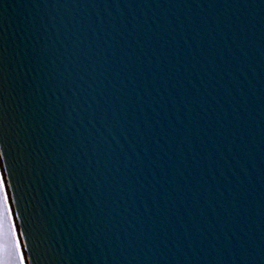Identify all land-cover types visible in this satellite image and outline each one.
Here are the masks:
<instances>
[{"label": "water", "instance_id": "obj_1", "mask_svg": "<svg viewBox=\"0 0 264 264\" xmlns=\"http://www.w3.org/2000/svg\"><path fill=\"white\" fill-rule=\"evenodd\" d=\"M0 125L32 264H264V0H0Z\"/></svg>", "mask_w": 264, "mask_h": 264}, {"label": "snow or ice", "instance_id": "obj_2", "mask_svg": "<svg viewBox=\"0 0 264 264\" xmlns=\"http://www.w3.org/2000/svg\"><path fill=\"white\" fill-rule=\"evenodd\" d=\"M2 127L0 125V129ZM0 163L4 164V171L0 174V264H32L31 255H26L30 252L27 243L30 236L17 228L15 221L20 217L12 210L17 201L9 196V192L19 191V188L6 179L11 177L15 181L17 174L3 131H0Z\"/></svg>", "mask_w": 264, "mask_h": 264}]
</instances>
